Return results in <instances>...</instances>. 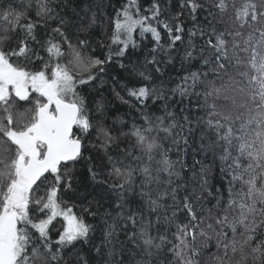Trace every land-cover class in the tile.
<instances>
[{
	"label": "snow or ice",
	"instance_id": "obj_1",
	"mask_svg": "<svg viewBox=\"0 0 264 264\" xmlns=\"http://www.w3.org/2000/svg\"><path fill=\"white\" fill-rule=\"evenodd\" d=\"M172 8L0 0V264H264V0Z\"/></svg>",
	"mask_w": 264,
	"mask_h": 264
},
{
	"label": "trees",
	"instance_id": "obj_2",
	"mask_svg": "<svg viewBox=\"0 0 264 264\" xmlns=\"http://www.w3.org/2000/svg\"><path fill=\"white\" fill-rule=\"evenodd\" d=\"M148 2H149V0H143V3H144V4H147ZM171 2H172V5H173L172 11H175V9H176V4H177V0H171ZM97 54H100V52L98 51ZM104 79L107 80L108 78L105 76ZM97 83H99V82H97ZM111 86H112V83H111V81L109 80L108 83L105 85V88H110ZM102 91H103V90H102ZM121 94L124 95L123 92H122ZM105 95L107 96L108 93L105 92ZM113 100H114V97H113ZM114 104H115L116 107H118V108L120 109V112H121V113L124 112V111H127V109H126L125 106L119 104V101H115V100H114ZM173 158H175V157H173ZM78 211H79V209H78Z\"/></svg>",
	"mask_w": 264,
	"mask_h": 264
},
{
	"label": "rangeland",
	"instance_id": "obj_3",
	"mask_svg": "<svg viewBox=\"0 0 264 264\" xmlns=\"http://www.w3.org/2000/svg\"><path fill=\"white\" fill-rule=\"evenodd\" d=\"M77 211H78V209H77ZM60 227V225L59 224H57V228H59ZM54 235H55V231H54V233H53Z\"/></svg>",
	"mask_w": 264,
	"mask_h": 264
}]
</instances>
